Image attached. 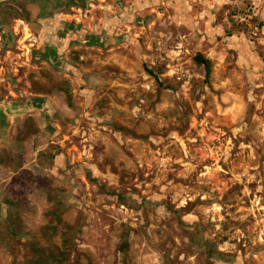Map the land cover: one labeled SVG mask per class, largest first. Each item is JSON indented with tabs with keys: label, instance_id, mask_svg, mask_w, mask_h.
Here are the masks:
<instances>
[{
	"label": "rangeland",
	"instance_id": "obj_1",
	"mask_svg": "<svg viewBox=\"0 0 264 264\" xmlns=\"http://www.w3.org/2000/svg\"><path fill=\"white\" fill-rule=\"evenodd\" d=\"M1 35L0 264H264V0H0Z\"/></svg>",
	"mask_w": 264,
	"mask_h": 264
},
{
	"label": "crops",
	"instance_id": "obj_2",
	"mask_svg": "<svg viewBox=\"0 0 264 264\" xmlns=\"http://www.w3.org/2000/svg\"><path fill=\"white\" fill-rule=\"evenodd\" d=\"M35 8L36 6H30V8ZM50 8H52V5L50 4ZM33 19V18H31ZM44 20L45 22V29L44 31L49 33L50 37H51V33L53 32V28L52 26H46L47 23L46 21H52L50 18ZM34 20V19H33ZM19 23L23 24L24 26L28 25L26 22L20 20ZM18 23V24H19ZM16 26L15 30H17L18 28L20 29V24ZM26 24V25H25ZM24 35H26L25 31ZM3 36L1 35L0 38H2ZM4 38V37H3ZM2 72V68L0 67V74ZM14 102L12 99H9L8 97L5 96H0V137H10L11 134H14V130H13V126L19 122L20 120H22V118H18L19 115H17V111H19V107L14 104ZM37 102L39 104H42L43 102H39V100L37 99ZM16 128V127H15ZM16 135V134H15Z\"/></svg>",
	"mask_w": 264,
	"mask_h": 264
},
{
	"label": "trees",
	"instance_id": "obj_3",
	"mask_svg": "<svg viewBox=\"0 0 264 264\" xmlns=\"http://www.w3.org/2000/svg\"><path fill=\"white\" fill-rule=\"evenodd\" d=\"M195 61L198 64H201L204 66V68L206 70V76H207V78H209L211 76V73H212L211 61L209 59L203 57V55H201V54H197L195 56ZM39 102H43V101L40 99Z\"/></svg>",
	"mask_w": 264,
	"mask_h": 264
}]
</instances>
